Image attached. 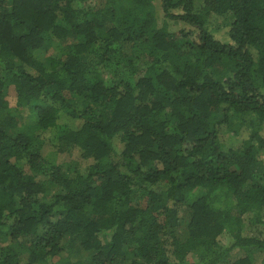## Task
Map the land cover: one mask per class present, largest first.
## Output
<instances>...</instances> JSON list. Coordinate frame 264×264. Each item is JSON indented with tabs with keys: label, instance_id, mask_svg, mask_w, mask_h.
Returning a JSON list of instances; mask_svg holds the SVG:
<instances>
[{
	"label": "trees",
	"instance_id": "1",
	"mask_svg": "<svg viewBox=\"0 0 264 264\" xmlns=\"http://www.w3.org/2000/svg\"><path fill=\"white\" fill-rule=\"evenodd\" d=\"M259 253L264 0H0V264Z\"/></svg>",
	"mask_w": 264,
	"mask_h": 264
},
{
	"label": "rangeland",
	"instance_id": "2",
	"mask_svg": "<svg viewBox=\"0 0 264 264\" xmlns=\"http://www.w3.org/2000/svg\"><path fill=\"white\" fill-rule=\"evenodd\" d=\"M160 17H162V15H160ZM170 28H171V30L172 29L175 30V29H178V28L179 29L183 28L184 30H189L188 25L186 23H183V22L178 23V25L177 24H173V25H171ZM224 136L228 137V134H225ZM228 142H229V145H233L234 138L232 137V135L228 137ZM48 149H47V153L49 151ZM54 152L55 151H51V154L52 153L54 154ZM75 157H78L77 153H75V155L73 157H71V156L69 157V155H67V154H57V157L55 158V161L57 163H63V162H66V161L70 162ZM262 229H263V225H260L256 229H253L251 233L253 235L254 234H258L260 231H262ZM221 240H222L223 244H226V240H224L223 238ZM233 256H234V258H239L241 256H244V254L242 252H240V251H236V252H234ZM256 264H264V255L263 254L259 253V256L257 257Z\"/></svg>",
	"mask_w": 264,
	"mask_h": 264
}]
</instances>
